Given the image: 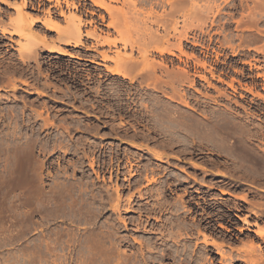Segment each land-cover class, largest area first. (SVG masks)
<instances>
[{"label": "rangeland", "instance_id": "1", "mask_svg": "<svg viewBox=\"0 0 264 264\" xmlns=\"http://www.w3.org/2000/svg\"><path fill=\"white\" fill-rule=\"evenodd\" d=\"M6 1L20 3V0ZM60 1L64 17L69 12L78 11L83 12V19L87 22L96 23L86 24L84 30L96 25L98 30L113 32L112 29H106L97 17L102 14L107 21L106 14L98 11L89 0ZM66 1L70 7L65 4ZM30 2L36 9L38 0ZM195 3L196 8L192 14H187L186 19L183 16L189 0H172V8L179 12L172 22L176 21L178 30H181L184 20H188V32L195 35L203 47L208 46V50L187 44L184 51L187 54L194 51L197 55L206 53L207 63L215 69L216 75L226 82L234 80L235 92L216 80H211V84L217 89H226L228 99L223 101V105H231L235 111L232 115L238 125L245 121L246 109L251 113L246 121L253 124V129L261 128L264 131V114H260L261 109L264 112V102L254 95L258 93L264 97V91L261 90L264 85L261 77L264 76V65L261 70H257L253 66H262L263 63L252 61V55L255 54L252 49H261V55H264V0H195ZM41 4L40 12L31 14L46 19L45 11L53 2L41 0ZM110 5L120 6L119 3ZM216 9L219 15L216 13L217 24L214 29L219 34L213 35L210 44L197 26L208 24ZM170 10L167 8V13L173 9ZM51 11L59 13V9L53 8ZM0 15L4 18L0 22V29L10 33V36L0 38V87H6L5 91H0V264H143L142 258L145 256L154 257L155 261L150 264H248V259H257L259 264H264V241L255 233L257 228L264 227V192L258 191L259 187L264 188V183L256 181L250 186L237 182L238 188L221 186L220 181L233 185V181L227 178L229 173L240 178L241 172L232 171L228 158L216 151L221 144L213 134L201 126L195 128V137L208 144L209 148L214 147V152L203 150L201 155L190 156L181 154V149L177 147L164 151L167 159L156 160L144 147H133L132 144L144 143L129 138L131 134L125 136L118 128V134L111 132V125L119 121H111L105 115L99 117L98 113L90 111L87 112L90 116L85 114L84 109H89L85 99H92V93L83 98V93L88 92L86 87L95 88V80H98L96 70L106 74L105 67H114L112 61L99 62L101 65L98 66L67 56L59 60L50 59L51 56L47 57V52L41 48L38 50V62L32 59L23 62L18 57V49L26 39L12 33L13 28L8 21V18L15 16V11L0 3ZM64 17H58L60 28L65 26ZM34 31L45 36L56 49L72 54L97 56L107 51V47H97L96 51L85 50V47L92 46V41L87 38L83 40L84 46L66 47L64 41L57 39L55 31H49L40 24ZM223 35L234 39L229 44V39ZM230 47L238 49V53L233 56ZM10 55L11 60H8ZM108 55L112 57V54ZM153 56L158 57L157 54ZM181 60L178 62L174 59L173 65L183 67L186 64L192 67L190 58L183 56ZM242 61L250 62L252 70L249 71L250 66L241 64ZM240 69L251 77L242 78L236 73ZM87 73L95 77L89 85H86L85 80ZM14 81L17 88L8 90ZM20 81L32 85L31 89ZM35 88L45 95H38ZM246 88H251L252 92L248 93ZM208 90L211 96H215L213 89ZM71 94L77 97L72 99L69 97ZM93 101L100 104L115 102ZM34 111L54 128H39L42 120L31 119L29 122L28 118L34 116ZM188 112L203 121L199 115ZM217 113L225 116L224 108H217ZM252 144L260 147L256 142ZM103 145L105 156L101 157V161L107 162L112 153L114 161L117 158L121 162V168L125 161H131L135 166L150 165L149 168L156 170V183L143 187V190L157 188L158 183L169 178L171 172L187 177L181 190L172 192L167 200L173 203L179 195L184 196L185 209L189 212L185 214L182 210L177 213L169 210L157 215L159 221H156L152 217L146 220L145 215H140L135 209L128 213L123 207L119 212L113 211L110 205L114 204L115 194L108 188L110 185L104 184L106 181L102 182L101 178L97 179L89 170L88 161L81 158V153L89 147ZM25 153H28L30 173L24 178L25 175H20L19 171L18 178L13 179L10 173L15 167L16 158ZM259 153L262 154L261 151ZM82 160L85 171L76 168ZM200 167L205 170L202 171ZM178 168L185 173L178 171ZM255 168L264 171L261 165ZM139 175L143 177V174ZM104 178L107 180L108 174ZM136 178L125 180L118 176L117 185L122 199H127L134 191L128 188V184ZM204 184L216 186L208 189ZM221 189L236 198L222 196L218 192ZM97 191H101L100 197L95 196ZM146 201L152 203L148 199L136 203L134 207L144 206ZM252 208L257 213L250 215L248 211ZM138 216L144 220L140 226ZM168 218H180L188 226L180 230L173 229V233L182 236L172 241L165 236L169 232L165 226ZM244 218L247 224L242 223ZM192 224L197 225V229H193ZM197 230L200 234L196 233ZM191 232L193 234L189 236ZM203 234L207 237V243H204ZM210 238L220 248L210 244ZM221 253L224 259L219 255Z\"/></svg>", "mask_w": 264, "mask_h": 264}, {"label": "bare ground", "instance_id": "2", "mask_svg": "<svg viewBox=\"0 0 264 264\" xmlns=\"http://www.w3.org/2000/svg\"><path fill=\"white\" fill-rule=\"evenodd\" d=\"M45 1L48 3L53 2V5L46 9V19H40L31 14V12H40L39 8L43 5L41 0H38L36 9L30 0H20L18 4L0 0L1 4L15 11V16L8 18L9 24L13 28L12 33L26 39V42L18 49V57L21 61L27 62L32 59L38 62V50L41 48L47 52V57L51 56L50 59L59 60L61 57L67 56L98 66L101 65L99 62L112 61L114 67H105L106 74L101 70H96L98 80H95V88L89 89L86 87L88 92L83 93V98L92 93L90 95L92 99H85L86 107L89 108L88 110L87 108L84 109L86 110V115H89L87 112L90 111L93 114L98 113L99 117L105 115L104 117L111 118V121H119L118 124L111 125V132L118 134L116 129L118 128L119 132L125 136L131 134L129 138L144 143L140 145L132 144L133 147L137 149L144 147L158 161H162L164 158L167 159L164 151L177 147L181 149V154L190 156L201 155L203 150L214 152V147L209 148L208 144L199 141L195 137V128L201 126L205 131L213 134L217 141L220 142L221 147L219 149L221 148V150L217 149L216 151L223 153L228 158L227 160L232 166L231 170L241 172L240 178H236L233 173H229L227 178L229 181H233L234 184L231 185V183L220 181L221 186L238 188L235 184L237 182H241L244 185L255 184L256 181L264 183V171L261 172L255 168V166L261 165L264 169V151L262 150V147H264V131L261 128L253 129V124L246 121L249 118L247 116L251 115L246 109H244L245 121L242 125H238L232 115L235 112L234 109L230 104L223 105V101L228 99L226 89H217L211 84V80H216V82L235 92L234 80L226 82L220 75H216L215 69L211 68L207 63L208 56H206V53L200 52V55H197L193 53L194 51L191 54H187L184 51L187 48V44L191 47H199L205 51L208 50V46L203 47V43L195 35H191L188 32V28H186L188 20L187 22L184 20L182 29L178 30L177 22H172V20L179 12L178 9L172 8V0H89L98 11L104 13V15L106 14L107 21L102 14L97 17L105 25L106 29L113 30L112 33L98 30L95 22H87L83 19V12H69V15L64 17L65 13L62 11L60 0ZM111 3H119L120 6L113 7L110 5ZM65 4L68 7L71 6L68 1ZM53 8L59 9V13L52 12ZM167 8L173 10L167 13ZM195 8V0H189V6L185 10L183 17L188 19L187 14H192ZM216 13L218 14L219 10H215L212 15L213 19L208 24L203 23L201 26H197L200 34L204 37L207 36V41L210 44L213 42V35L219 34L214 29L217 24L215 20ZM57 16L65 18V26L63 28H60ZM3 19V16L0 15V22ZM91 23H95V26L91 27L90 30L83 29L86 24L90 25ZM39 24L46 27L49 31H55L57 39L64 41L66 47L79 48L84 46L83 40L87 38L92 41L90 42L92 46L85 47V50L96 51L97 47H107V51L100 52L97 56H80L56 49L52 46L53 43L47 41L45 36H41L34 31V28ZM221 33L223 32L221 31ZM6 35L10 36V33L6 29H0V38H4ZM223 37L229 39V44L234 39L229 35H223ZM119 47L120 50L118 49ZM230 49L233 56L238 53V49L233 47H230ZM247 50L250 51L251 49L247 48ZM252 51L255 53L252 55V61L258 64L263 63L262 66L252 65H254L255 69L261 70L264 65V55H261L262 50L254 48ZM127 52L129 53L127 54ZM108 53L112 54V57H109ZM153 54H157L158 57L153 56ZM183 56L192 60V67L186 64L183 67L173 65L174 59L181 62V57ZM217 56L218 54L216 53V59ZM8 57V60H11L12 56ZM250 62L242 61L241 64L250 66L249 71H251ZM236 73L242 78L251 77L241 69ZM261 77L264 79V76ZM94 78L89 73L85 74L86 85L93 83ZM102 78L105 79L101 80ZM20 83L28 89L32 87L26 81H20ZM5 88L0 87V91H5ZM8 88V90H15L17 88L15 81ZM207 89H213L215 96H211L209 90L206 91ZM261 90L264 91V85H262ZM35 91L40 96L45 95L43 92L38 91L37 88H35ZM246 91L251 93L252 89L246 88ZM254 95L261 98L262 102H264V97L260 94L254 93ZM69 97L74 99L77 96L71 94ZM93 98L115 102L112 104H100L93 101ZM220 107L224 108L225 116L217 113V108L219 109ZM186 111L199 115L203 121L196 119V117H193L189 112L186 113ZM261 111L259 113L264 114L263 109ZM34 113V116L32 115L28 118L29 122L31 119L34 121L42 120L39 128H54L52 124L42 119L41 114L36 111ZM77 127L80 129L79 125ZM252 142L258 143L260 147L254 146ZM104 146H91L87 150L85 149L86 151L79 152L82 154L81 158L88 161L87 166L91 173L97 179L101 178L102 182L106 181L104 184L108 183L110 185L108 188L115 194L114 204L110 205L113 211L119 212L123 207L128 213L135 209L138 210L140 215H145L146 220L152 217L156 221H159L157 215H162L169 210L175 213L181 210L185 214L189 212V210L185 209L184 196L179 195L178 199L173 203L167 200L168 195L172 192L181 190L180 187L186 182L187 177H183L181 173L171 172L169 178H164L163 181L158 183L157 188L143 190V187L156 183L154 177L158 174L156 170L149 168L148 166L150 165L145 167L135 166L131 161H125L121 168V162L117 158L114 161V158L111 157L112 153L107 162L101 161V157L105 156ZM65 150L68 149L66 148ZM260 151L262 154L259 153ZM27 158L28 153L19 155L16 158L15 167L10 173L13 179L18 178L19 171H21L20 175H25L24 178L28 177L30 170L29 159ZM83 163V160L82 162L80 161L76 168L85 171ZM211 163L215 164L214 162ZM195 167L198 168L199 166L196 165ZM200 169L202 171L205 170L203 167H200ZM178 171L185 173L179 168ZM105 174H108L107 180L104 178ZM139 174H143V177ZM185 175L187 176V174ZM118 176H122L125 180L126 178L134 179L136 178L135 176L138 177L129 182L128 188L135 192L133 191L127 199H122L120 196V188L117 185ZM213 185L216 186L215 184H210V186L204 184L208 189H211ZM258 191L264 192V188L259 187ZM218 192L222 196L231 195L222 189L218 190ZM95 196L100 197L101 191H97ZM231 196L236 198V196ZM148 199L152 201L151 204L146 201L143 204L144 206L138 205L136 206L137 208L134 207L136 203ZM212 199L216 201L214 197ZM207 206L210 207V204H207ZM254 213H257V211ZM179 219L168 218L165 221V226L169 231L165 236L171 241L182 236L173 233V229L180 230L188 227ZM138 220V226L142 225L144 220H141V216H138ZM241 221L247 224L245 218ZM122 223L125 224V221H122ZM191 227L197 229L195 224H192ZM196 233L200 234L198 230ZM255 233L264 241V227L257 228ZM192 234L193 232L189 236H192ZM184 235L186 236L187 234ZM206 238L203 234L204 243H207ZM210 244L217 245L213 238H210ZM217 246L220 248V245ZM250 248L252 249V247ZM259 252L261 253V251ZM166 255L170 254L166 253ZM219 255L224 259V254L221 253ZM153 261H155L154 257L145 256L142 258L143 264H150ZM247 262L248 264H259L257 259H248Z\"/></svg>", "mask_w": 264, "mask_h": 264}, {"label": "flooded vegetation", "instance_id": "3", "mask_svg": "<svg viewBox=\"0 0 264 264\" xmlns=\"http://www.w3.org/2000/svg\"><path fill=\"white\" fill-rule=\"evenodd\" d=\"M252 210H254L253 208L252 209H250L248 212H250V215H253V212L251 213V211ZM247 217H249V216H247Z\"/></svg>", "mask_w": 264, "mask_h": 264}]
</instances>
